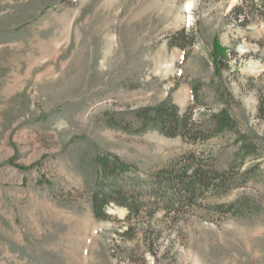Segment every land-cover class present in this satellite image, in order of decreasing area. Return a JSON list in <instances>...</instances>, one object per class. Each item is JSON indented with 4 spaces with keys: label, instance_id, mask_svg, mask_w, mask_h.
Returning a JSON list of instances; mask_svg holds the SVG:
<instances>
[{
    "label": "rangeland",
    "instance_id": "rangeland-1",
    "mask_svg": "<svg viewBox=\"0 0 264 264\" xmlns=\"http://www.w3.org/2000/svg\"><path fill=\"white\" fill-rule=\"evenodd\" d=\"M168 99L235 128L135 132L130 113ZM98 155L131 167L112 187L199 165L232 184L102 221ZM238 201L245 216L214 208ZM0 264H264V0H0Z\"/></svg>",
    "mask_w": 264,
    "mask_h": 264
},
{
    "label": "trees",
    "instance_id": "trees-1",
    "mask_svg": "<svg viewBox=\"0 0 264 264\" xmlns=\"http://www.w3.org/2000/svg\"><path fill=\"white\" fill-rule=\"evenodd\" d=\"M238 17L246 19L247 15L239 14ZM181 35H184V32H181ZM130 114L140 124L135 132L156 130L170 138L184 137L193 142L207 141L235 128L234 121L225 111H222L213 117L214 127L212 129L204 127L200 129L195 126L189 115H180L179 108L170 99L156 107L143 108ZM111 122L112 128H122L127 131H131L133 128L131 124L122 125L115 118ZM241 148V150L247 149L248 155L256 152V149L250 144H244ZM239 155H241V151L237 152V156ZM244 158L240 159L241 164L244 162ZM96 161L100 171L98 186L92 195V209L96 219L102 221L112 219L107 213V208L112 204L127 210V218L130 220L138 216L147 206L157 204L171 210L196 202L205 190H212L216 193L228 192L232 184V178L229 177L228 171L222 172L215 168L199 165L192 173L189 171L177 174L160 173L152 180L130 178L129 182L134 187L133 189L112 187L110 183L116 184L118 177L129 173L131 167L121 162L119 158L109 155H98ZM214 208L218 213L239 217L245 216L246 210L251 207L238 201L228 205H215Z\"/></svg>",
    "mask_w": 264,
    "mask_h": 264
}]
</instances>
